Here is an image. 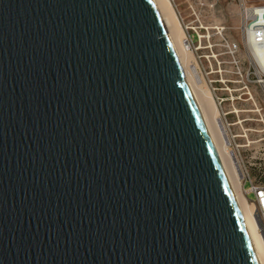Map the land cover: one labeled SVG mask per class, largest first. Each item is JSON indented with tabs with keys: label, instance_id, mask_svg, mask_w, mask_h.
<instances>
[{
	"label": "water",
	"instance_id": "water-1",
	"mask_svg": "<svg viewBox=\"0 0 264 264\" xmlns=\"http://www.w3.org/2000/svg\"><path fill=\"white\" fill-rule=\"evenodd\" d=\"M0 264H259L152 0H0Z\"/></svg>",
	"mask_w": 264,
	"mask_h": 264
},
{
	"label": "rangeland",
	"instance_id": "rangeland-1",
	"mask_svg": "<svg viewBox=\"0 0 264 264\" xmlns=\"http://www.w3.org/2000/svg\"><path fill=\"white\" fill-rule=\"evenodd\" d=\"M170 1L183 30L182 42L188 46L187 51L182 55L190 78L196 87H202L208 92L214 104L215 109L209 104L207 107V103H204L217 139L221 135L216 122L221 117L222 111L230 110L234 105L240 110L239 119L252 120L246 123V127L256 132L252 133L251 139L258 140L261 125L255 121L257 116L253 112L255 107L250 98L252 97L259 107L264 108V93L256 85L245 88L247 77L252 81L255 76L253 69L248 72L249 50L242 35L241 8L243 5L264 4V0ZM226 42L234 43L240 48L239 69L227 53ZM216 97L224 100L221 107ZM232 98L234 102L231 101ZM220 139L219 141H222Z\"/></svg>",
	"mask_w": 264,
	"mask_h": 264
},
{
	"label": "built area",
	"instance_id": "built-area-1",
	"mask_svg": "<svg viewBox=\"0 0 264 264\" xmlns=\"http://www.w3.org/2000/svg\"><path fill=\"white\" fill-rule=\"evenodd\" d=\"M242 35L249 50V69H253L255 78L249 81L247 77L246 89L249 85H256L264 93V64L258 62L252 48L254 44L264 46V4L246 6L241 8ZM227 53L231 57L236 68L240 67L239 46L226 42ZM229 91L230 88H228ZM251 96V95H250ZM221 107L224 100L216 97ZM256 114L255 121L261 125L258 140L251 139L252 133H256L246 123L252 120L239 119V111L234 105L230 110L222 111L218 119L228 143V151L237 174L239 189L247 206L253 211V217L259 234L264 240V108L259 107L251 97ZM234 102V99H231ZM242 112V111H241ZM248 112V111H244ZM252 195V198H250Z\"/></svg>",
	"mask_w": 264,
	"mask_h": 264
},
{
	"label": "bare ground",
	"instance_id": "bare-ground-1",
	"mask_svg": "<svg viewBox=\"0 0 264 264\" xmlns=\"http://www.w3.org/2000/svg\"><path fill=\"white\" fill-rule=\"evenodd\" d=\"M152 2L160 16V19L164 25L166 33L168 37L170 38V41L177 54V57L179 59L180 65L184 73L185 80L188 83L190 89L192 90L197 100V103L203 113L204 119L210 131L211 137L216 147V150H217L219 159L221 161V164L223 166L224 172L230 183L231 189L233 191L236 203L238 205L242 220L246 227L247 233L249 235V238L253 246L254 252L256 254V257L258 259V262L259 264H264V240L258 232L257 225H256V222L252 214L253 211L247 206L244 198L242 197L240 193L239 183L237 180V174L235 172L234 165L231 160V155L228 151V143L226 140V136L220 125V122L218 121L216 122L218 125L217 124L216 125L219 128V132H220L219 135H221L222 138L221 137L220 138L222 139V141H219L220 138L217 139L216 137L217 135H215L213 131L214 129H212V126L209 120L210 118L208 119V116H207L208 111L206 112V108H205L206 106L204 103H207V107L209 104L210 106L213 107V109H215L213 106L214 104H212V99L206 90H204L202 87L198 88V86L196 87V85L193 84L190 78L189 71L186 68V65L184 62L185 58L183 59L184 55L182 54L187 51L188 46L184 45L182 42L183 30L180 25L179 19L175 13V10L170 0H152ZM258 45L254 44V48L251 47V49L253 53H255L258 62H261L264 64V46H258Z\"/></svg>",
	"mask_w": 264,
	"mask_h": 264
}]
</instances>
